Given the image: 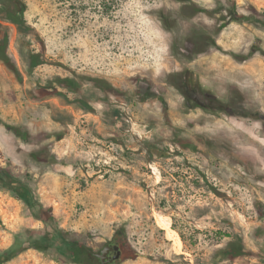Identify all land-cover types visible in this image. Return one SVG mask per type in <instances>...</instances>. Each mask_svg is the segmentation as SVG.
I'll return each mask as SVG.
<instances>
[{
  "label": "rangeland",
  "instance_id": "rangeland-1",
  "mask_svg": "<svg viewBox=\"0 0 264 264\" xmlns=\"http://www.w3.org/2000/svg\"><path fill=\"white\" fill-rule=\"evenodd\" d=\"M22 1L30 32L4 20L0 0L23 76L0 60V168L31 180L68 238L98 251L122 235L119 264H232L217 253L233 230L258 256L242 264H264V25L233 7L264 20V0ZM80 75L120 95L63 87ZM31 211L0 188L4 264H78L55 248L14 254L28 230L47 229Z\"/></svg>",
  "mask_w": 264,
  "mask_h": 264
},
{
  "label": "trees",
  "instance_id": "trees-1",
  "mask_svg": "<svg viewBox=\"0 0 264 264\" xmlns=\"http://www.w3.org/2000/svg\"><path fill=\"white\" fill-rule=\"evenodd\" d=\"M233 7L234 15L237 20H245L251 23H260L264 25V20L260 18H256L255 16L244 13H239L235 9V1H233ZM1 9L5 13V21L14 24L21 31H32V26L25 18V3L22 0H5V3L3 4V7ZM0 60L2 61L4 66L16 76L19 82L23 81V76L18 67V64L15 58L9 53V33L6 29H4L2 23H0ZM29 61L31 67H36L42 63L41 56L37 52H30ZM79 77L81 78V80H77L76 78L62 79L63 87L72 92H77L83 85L82 80H88L102 92V100L106 103H108L112 97L120 95V91L105 79L85 75H80ZM48 94L63 95L64 93L57 88H54V90L48 92ZM122 95L124 96V94ZM76 101L82 107L89 110L92 109L88 102V99L85 96L77 98ZM110 114L114 123H118V121H121L120 117L118 116V110H112ZM166 116H168V114H166ZM7 128L13 130V132L19 135L23 140L28 141L31 137V133L26 128L13 125H7ZM155 149L157 153H163L161 148L156 147ZM30 156L36 161L40 162L42 160L41 158H39V153L37 150H33L30 153ZM30 182V179L21 178L13 174L8 169L0 168V188L13 191L16 196L22 198L28 205V207L31 208L33 216L45 223L47 226V229L45 230L43 235L40 236H35L38 232L37 230H28L27 237L23 241H21V244L18 245L14 254H17L22 250L28 248L41 250L47 248H55L65 260L87 264V262L89 261L88 251L90 249L84 244L67 237L68 232H66L58 223V219L54 214L53 207L47 206L37 199L35 190ZM259 215L264 218L263 211L259 210ZM225 235L229 237V240L223 248L218 250L217 256L219 257L220 261L228 260L232 264L240 262L242 264V262H244V260L246 261V259L248 260L258 257L257 253L249 248L245 243L244 235L242 232L233 230L227 232ZM7 258L9 259V257ZM196 263L199 264V261H197ZM0 264H4V260L0 259Z\"/></svg>",
  "mask_w": 264,
  "mask_h": 264
},
{
  "label": "flooded vegetation",
  "instance_id": "flooded-vegetation-1",
  "mask_svg": "<svg viewBox=\"0 0 264 264\" xmlns=\"http://www.w3.org/2000/svg\"><path fill=\"white\" fill-rule=\"evenodd\" d=\"M106 245H109L110 247H113L112 249L108 250V253L105 255L104 258L97 255L96 253L101 252V249L105 247ZM115 246H118V249L114 248ZM102 248H100L98 251L89 250V261L87 264H119L123 260L124 256V247H123V237L122 235L116 234L115 238L112 241H108L104 244ZM115 256H117L115 258ZM83 264V263H78Z\"/></svg>",
  "mask_w": 264,
  "mask_h": 264
},
{
  "label": "bare ground",
  "instance_id": "bare-ground-1",
  "mask_svg": "<svg viewBox=\"0 0 264 264\" xmlns=\"http://www.w3.org/2000/svg\"><path fill=\"white\" fill-rule=\"evenodd\" d=\"M161 221L164 222L166 224L165 227L169 229L168 234H170V236L174 235L176 237V242L178 246H180L182 244L180 235L170 227L169 222L166 223L163 218H161Z\"/></svg>",
  "mask_w": 264,
  "mask_h": 264
},
{
  "label": "water",
  "instance_id": "water-1",
  "mask_svg": "<svg viewBox=\"0 0 264 264\" xmlns=\"http://www.w3.org/2000/svg\"><path fill=\"white\" fill-rule=\"evenodd\" d=\"M113 247H110L109 245H106L105 247H103L102 249H101V252H99V253H96L97 255H99V256H101L102 258H104L105 257V255L108 253V250L109 249H112ZM114 248H116V249H118V246H115ZM117 256H115V258H116ZM114 264H117V263H114Z\"/></svg>",
  "mask_w": 264,
  "mask_h": 264
}]
</instances>
